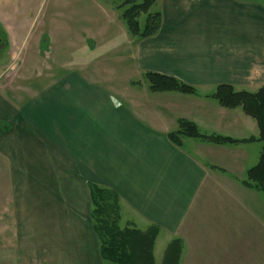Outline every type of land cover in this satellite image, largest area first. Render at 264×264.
Returning <instances> with one entry per match:
<instances>
[{
  "label": "crops",
  "instance_id": "1",
  "mask_svg": "<svg viewBox=\"0 0 264 264\" xmlns=\"http://www.w3.org/2000/svg\"><path fill=\"white\" fill-rule=\"evenodd\" d=\"M154 6L159 31L132 39L134 90L73 74L16 99L0 91L13 232L0 241V264L111 263L91 216L93 185L119 195L123 224L159 228L156 263L158 246L162 264L180 239L179 264H264V193L245 183L263 149L259 126L242 107L210 97L220 84L251 92L264 85V0ZM146 72L174 76L197 93L153 92ZM179 119L240 141L178 145L169 135Z\"/></svg>",
  "mask_w": 264,
  "mask_h": 264
},
{
  "label": "rangeland",
  "instance_id": "2",
  "mask_svg": "<svg viewBox=\"0 0 264 264\" xmlns=\"http://www.w3.org/2000/svg\"><path fill=\"white\" fill-rule=\"evenodd\" d=\"M127 1L0 0L1 93L16 99L73 74L99 80L119 92L134 90L131 82L140 76L130 57L136 37L123 18ZM147 16L139 18L141 26ZM8 192L0 155V241L13 235ZM164 249L157 248V264Z\"/></svg>",
  "mask_w": 264,
  "mask_h": 264
},
{
  "label": "trees",
  "instance_id": "3",
  "mask_svg": "<svg viewBox=\"0 0 264 264\" xmlns=\"http://www.w3.org/2000/svg\"><path fill=\"white\" fill-rule=\"evenodd\" d=\"M157 0H128L130 4L123 12V18L133 37L147 38L155 35L161 26L160 11H151ZM148 14L144 26L139 18ZM145 78L153 92L178 91L196 94L197 88L180 79L158 72H146ZM210 97L216 99L225 108L242 107L253 117L259 126L263 149L259 162L247 172L245 183L264 193V85L257 91L237 90L231 84H220ZM169 137L178 145L184 138L201 139L215 144L237 143L240 140L220 134L203 133L198 125L187 119L178 120L177 130ZM250 140V139H248ZM246 141V140H243ZM94 228L100 241V250L105 261L113 264H157L154 254L155 242L159 234L157 226L143 231L134 223L121 226L122 207L119 195L104 186H91ZM182 253L180 239H174L167 247L162 264H179Z\"/></svg>",
  "mask_w": 264,
  "mask_h": 264
}]
</instances>
